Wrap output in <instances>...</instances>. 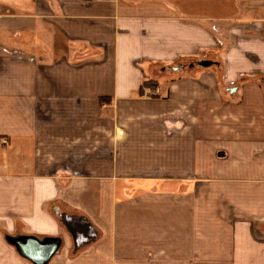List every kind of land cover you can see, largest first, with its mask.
<instances>
[{
  "label": "crops",
  "instance_id": "1",
  "mask_svg": "<svg viewBox=\"0 0 264 264\" xmlns=\"http://www.w3.org/2000/svg\"><path fill=\"white\" fill-rule=\"evenodd\" d=\"M0 264H264V0H0Z\"/></svg>",
  "mask_w": 264,
  "mask_h": 264
},
{
  "label": "trees",
  "instance_id": "2",
  "mask_svg": "<svg viewBox=\"0 0 264 264\" xmlns=\"http://www.w3.org/2000/svg\"><path fill=\"white\" fill-rule=\"evenodd\" d=\"M158 82L149 78H145L140 85L139 95H142L145 89L156 90Z\"/></svg>",
  "mask_w": 264,
  "mask_h": 264
},
{
  "label": "water",
  "instance_id": "3",
  "mask_svg": "<svg viewBox=\"0 0 264 264\" xmlns=\"http://www.w3.org/2000/svg\"><path fill=\"white\" fill-rule=\"evenodd\" d=\"M194 64H195L196 66H199V67H207V66H209V65L211 64V62H210L209 60H199V61L194 62ZM175 69H176V68H175ZM28 239H34V240H36L34 237H27V238H23L22 241H26V240H28ZM22 248H23V247H22ZM54 249H55V247L52 248V250L50 251L49 254H51V253L54 251ZM22 254H23L24 256L28 255V254H26V253L24 252L23 249H22ZM26 257H28V256H26Z\"/></svg>",
  "mask_w": 264,
  "mask_h": 264
},
{
  "label": "built area",
  "instance_id": "4",
  "mask_svg": "<svg viewBox=\"0 0 264 264\" xmlns=\"http://www.w3.org/2000/svg\"><path fill=\"white\" fill-rule=\"evenodd\" d=\"M149 93H151V94H154V93H155V91H153V90H149Z\"/></svg>",
  "mask_w": 264,
  "mask_h": 264
},
{
  "label": "rangeland",
  "instance_id": "5",
  "mask_svg": "<svg viewBox=\"0 0 264 264\" xmlns=\"http://www.w3.org/2000/svg\"><path fill=\"white\" fill-rule=\"evenodd\" d=\"M160 73H159V71L157 72V75H159Z\"/></svg>",
  "mask_w": 264,
  "mask_h": 264
}]
</instances>
